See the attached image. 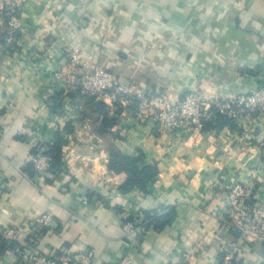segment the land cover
I'll use <instances>...</instances> for the list:
<instances>
[{"label":"crops","instance_id":"0c3cea01","mask_svg":"<svg viewBox=\"0 0 264 264\" xmlns=\"http://www.w3.org/2000/svg\"><path fill=\"white\" fill-rule=\"evenodd\" d=\"M20 18L14 47L0 48V228L49 214L36 249L90 253L91 264H117L126 252L134 264H222L232 248L237 263L264 264V244L241 237L224 213L227 185L264 195V115L212 123L196 137L158 132L104 101L96 121L84 116L76 89L53 79L64 73L68 44L173 96L249 92L264 82V0H28ZM6 30L0 10V36ZM105 117L115 124L100 136ZM56 132L63 166L38 175L30 158ZM109 145L157 166L146 193L118 191L126 174L108 169ZM170 208L163 228L126 236L124 221ZM26 241H0V264H17Z\"/></svg>","mask_w":264,"mask_h":264},{"label":"built area","instance_id":"2783aa9c","mask_svg":"<svg viewBox=\"0 0 264 264\" xmlns=\"http://www.w3.org/2000/svg\"><path fill=\"white\" fill-rule=\"evenodd\" d=\"M28 0H0V10L6 16L9 28L8 36L0 43L2 51L10 49L13 34L21 27V10ZM66 57L64 73L54 75L53 79L60 83L68 81V86L79 90L86 97L96 101H104L111 109H125L136 101L131 111L140 121L150 120L158 132L171 130L178 135L196 137L204 131L205 123L216 119V113L231 120L240 117H256L264 115V82L251 91L223 93L219 97H206L196 90H187L181 95H172L170 91L141 84L136 86L130 78H120L109 69L94 62L84 54L80 46L64 44ZM46 147L36 149L30 158L36 174H46L50 168L51 158L45 154ZM25 175V174H24ZM27 177V175H26ZM228 196V207L225 214L236 221L235 227L241 237L264 244V195L254 198L253 190L242 184L225 187ZM253 200V201H252ZM84 203L86 199L83 200ZM252 202V203H251ZM141 215H135L123 223L127 237L141 234L143 231ZM227 226L233 225L222 218ZM52 217L42 214L28 223L18 226L0 228V241L11 247L17 239L27 235L24 247L18 251L17 264H91L90 253L63 250L57 256L42 254L36 249V239L41 232L51 227ZM232 248L224 257L223 264L237 263ZM117 264H134L130 254L126 252Z\"/></svg>","mask_w":264,"mask_h":264},{"label":"trees","instance_id":"16d2710c","mask_svg":"<svg viewBox=\"0 0 264 264\" xmlns=\"http://www.w3.org/2000/svg\"><path fill=\"white\" fill-rule=\"evenodd\" d=\"M1 13L5 20L7 30L1 34L0 43H2L3 40L8 36V32H9L6 16L4 15L3 11H1ZM17 34H18L17 32L13 34V38H14L13 42H15L17 38ZM12 47H14V43H12L10 49ZM75 93L84 100V104L88 109L83 111L84 116L91 114L92 119L96 121L97 120L96 116L98 117V115H101L105 112L106 110L105 106L101 101H96L93 97L83 96L80 94L79 90L77 89ZM136 104H137L136 101L135 102L133 101V104H131L128 107V110L133 111V109L136 107ZM121 110L122 109L119 108L116 109L115 111L119 113V111ZM233 121L234 120H231L221 114L216 113V119L212 122L205 123L204 129L212 125V123L230 124ZM114 124H115V118L105 117L102 121L98 123V126L95 128V131L98 135L105 136L106 134H108L109 128L112 127ZM64 143L65 141L62 139L61 134L59 132H56L53 135L51 142L45 145L46 147L45 154H47L51 158L50 168L45 175L56 174L60 171L61 167L63 166V162L61 159V147ZM35 153H36V149L35 151H33V154ZM142 159H143L142 154H140L137 157H129L123 155L114 146L112 145L108 146V163H107L108 169L115 173L123 172L126 174L125 181L118 187V191L120 193L125 194L132 191L133 189H138L139 191L144 193L147 192V183L157 174L158 168L156 165H142ZM26 172H28L27 174L32 175V173H34V170L30 166L28 168V171L26 170ZM161 213L162 214H158V212L141 213L140 220L142 221V226H143L142 233H144L149 229L159 230L163 228V226L167 223L166 219L173 214V211L170 208V209H165V211L164 212L162 211ZM233 264H239V263H233Z\"/></svg>","mask_w":264,"mask_h":264}]
</instances>
